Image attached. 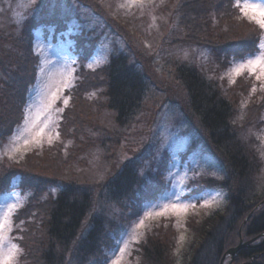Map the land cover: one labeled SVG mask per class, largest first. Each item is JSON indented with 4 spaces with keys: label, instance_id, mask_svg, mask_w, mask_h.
<instances>
[{
    "label": "rangeland",
    "instance_id": "374dc122",
    "mask_svg": "<svg viewBox=\"0 0 264 264\" xmlns=\"http://www.w3.org/2000/svg\"><path fill=\"white\" fill-rule=\"evenodd\" d=\"M40 3L46 4V12L49 13L45 15V20L49 21L42 24L41 20L36 22L39 25L34 27L28 39L25 26L32 20L31 14H39ZM172 3L171 0H144L143 3L139 0H0V38L3 34L8 36V33H13L8 36L9 41L5 45L0 39V54L7 53L13 58L14 54L19 55V51L24 52L26 43L31 54V62L24 65L31 80L20 102L18 122L6 129L0 123V169L3 162L11 167L10 162L25 161L30 154L56 146L61 140L60 122L71 103L69 90H74L81 78V73L78 75L82 52L79 42L87 49L82 57L85 68L99 70L105 66L112 52L124 50L152 80V88L142 110L131 126L114 130V138H108L106 132L95 136L92 139L95 142L109 141L108 149L93 150L87 154L88 164L77 167L80 178L76 181L91 176L93 181L96 180L92 185L97 194L103 192L107 195L105 179L120 168L125 159L133 158L141 163L145 154L141 174L146 180H150L151 164H159L162 160L166 162L160 171L159 184L163 186L160 189L157 186L154 199L145 200L138 219L119 222V237L114 248L108 250L109 256L104 258V264H143L142 256L135 254L136 244L143 242L148 234L155 235L169 225L172 228L169 227L168 232L174 230L175 234L172 232V237H162L170 241L174 263L188 264L191 245L197 241L196 226L201 219L219 213L228 204L227 191L220 185H201L202 180L218 181L222 168L216 156L218 152L200 127L199 120L191 121L181 113L183 106L186 109L190 107L189 96L174 74L177 62H194L211 72L213 78L219 79L223 92L236 108L235 126L258 151L261 163L259 190L260 194L264 192V79H256L259 69L256 73L247 69L239 74L236 72L241 63H246L248 58H254L253 54L261 51L259 41L264 36V29L251 21L259 32L255 36L256 43L253 42V52L232 57L220 74L215 71L219 64L214 52L219 46L212 44L222 43L220 37L196 25L190 12L195 3L181 8L182 11L180 5L177 9L169 8ZM245 3L264 7V0H235L236 7L246 18L248 16L242 10ZM33 9L36 11L33 12ZM195 12L200 14L198 9ZM249 15L260 18L258 12L251 10ZM61 18L65 19V24L61 23ZM51 21L60 22L56 25ZM231 34L233 32L227 33V36ZM17 36L25 43H18ZM241 78H246V85L239 83ZM52 93L59 99L52 102ZM65 99H68L67 105L64 104ZM110 119V114L104 116L109 128L114 129ZM38 130L41 143L25 144V140H32ZM106 155L108 159H105ZM156 170L157 166L153 172ZM41 172L46 178L55 177L48 171ZM21 173L12 170L10 176L4 177V185H0V223L5 217L9 221L3 231L7 246L0 256L6 255L13 244L22 249L19 229H23L25 224H19L20 220H16L15 215L26 208L35 193L21 188ZM65 179L74 178L68 176ZM206 201L211 206H206ZM101 204L102 211L106 208V201ZM172 204L179 205L183 210H172ZM161 212L164 214L157 215ZM141 221L143 226H139ZM166 232L164 230L162 235ZM20 256L18 254V264ZM97 259L99 261L100 258ZM0 264H3L2 259Z\"/></svg>",
    "mask_w": 264,
    "mask_h": 264
},
{
    "label": "trees",
    "instance_id": "16d2710c",
    "mask_svg": "<svg viewBox=\"0 0 264 264\" xmlns=\"http://www.w3.org/2000/svg\"><path fill=\"white\" fill-rule=\"evenodd\" d=\"M171 2L169 8L176 9L179 5L183 9L195 3L190 12L196 25L220 37L222 43H212L219 46L214 51L219 64L215 70L217 73L221 74L235 55L253 52V42L256 43L255 36L259 32L248 18L243 17L235 0ZM40 6L39 14H31L32 20L25 26L28 39L34 27L39 25L36 22L41 20L42 24L47 21L45 15L49 12H46V4L40 3ZM197 9L200 14L195 12ZM60 21L65 24V19L61 18ZM60 21L50 23L57 25ZM230 32L233 34L229 37L227 33ZM10 34L13 33L7 35ZM8 36L1 35L4 45L9 41ZM16 38L19 39L18 43H25L18 36ZM26 44L23 46L24 52L19 51V55L14 54L13 58L7 53L0 54L3 59L0 61V72L3 74L0 77V123L4 129L18 122L20 102L31 80L30 73L24 67L31 62ZM79 48L82 51L78 71L81 78L75 89L69 90L71 103L60 122L61 140L56 146L46 147L35 155L30 154L25 161L10 162L11 167L5 162L1 165L0 185H4V177L10 176L11 171L16 169L23 172L21 188L31 189L35 193L26 208L15 215L16 220H20L19 224H25L23 229H19L22 233L19 243L23 250L20 264H93L92 261L104 264V258L109 256L108 250L114 248L115 240L119 237V222L138 219L145 200L154 199L157 186L159 189L163 186L159 181L165 160L151 164L150 180H146L141 174L145 154L141 163L133 158L125 159L120 168L107 176V195H103V192L97 194L92 185L96 180L93 181L91 176L76 181L80 178L77 167L88 164L87 154L99 149L106 151L110 145L109 141L95 142L92 139L102 132L108 133V138H114V130L131 126L152 88L151 78L124 50L112 52L105 66L95 71L83 66L82 57L87 49L81 42ZM174 74L189 96L190 108L183 106L181 113L191 121L199 120L221 163L219 180H202L201 185H220L228 194L226 207L219 213L204 217L196 226L194 232L197 241L191 245L188 264H221L224 253L239 243L240 228L245 240L264 233V192L260 194L259 190L261 163L252 142L247 141L240 128L235 126L236 108L223 92L224 87L219 79L213 78L212 73L204 70V67L185 60L177 62ZM245 81L246 78H241L239 83L246 85ZM109 114L114 129L109 128L104 120V116ZM105 159H108V155ZM155 166L156 174L153 172ZM41 170L55 177L46 178ZM63 174L66 176L63 177ZM68 176L74 179H65ZM54 188L55 191L52 190ZM102 201H106V208L101 211ZM169 227L172 228L169 225L155 235L148 234L143 242L136 244L135 254L142 256L143 264H175L170 241L162 237L173 236L174 230L168 232ZM164 230L167 232L162 235ZM262 240L255 243L257 247L244 248L232 262L227 259L224 264H264V245H260Z\"/></svg>",
    "mask_w": 264,
    "mask_h": 264
},
{
    "label": "snow or ice",
    "instance_id": "6c2138e0",
    "mask_svg": "<svg viewBox=\"0 0 264 264\" xmlns=\"http://www.w3.org/2000/svg\"><path fill=\"white\" fill-rule=\"evenodd\" d=\"M139 2L143 3L144 0H139ZM242 10L244 12V15L248 16V19L250 21L254 20L261 29H264V7H260L255 4L249 5L245 3L243 5ZM249 10H251L252 12H258L260 18H257L254 15H249ZM259 49H261V51H259V54H253L254 58H248L246 63H241L239 67L236 68L237 74L241 73L244 69H247L250 73H256L257 69H259V74L256 76V79L257 80L264 79V36L260 37ZM88 67L91 68L92 65L89 64ZM69 79H71L70 73H69ZM253 91H255V88H253ZM56 99H59V97L55 93H52V102H54ZM64 104L65 105L68 104V99L64 100ZM32 142H35L38 145L41 143L39 139V130L37 134L33 136L32 140H25V144L32 143ZM49 143H51V140H49ZM205 203H206V206H211L209 202L206 201ZM171 209L175 211L183 210L177 204H172ZM9 211H11V207L9 208ZM163 214H164L163 212L157 213V215H163ZM8 223L9 221L7 217H5L4 222L0 223V253H2L5 247L7 246L5 242V237L3 236V231L5 229V225ZM139 226H143V221H141ZM22 251L23 250L20 249L18 245L13 244L8 249L7 254L0 256V259L3 260V264H18V254H22Z\"/></svg>",
    "mask_w": 264,
    "mask_h": 264
},
{
    "label": "water",
    "instance_id": "95a60500",
    "mask_svg": "<svg viewBox=\"0 0 264 264\" xmlns=\"http://www.w3.org/2000/svg\"><path fill=\"white\" fill-rule=\"evenodd\" d=\"M253 214V213H252ZM249 215V217H247V219L245 221H243V224H245V222L252 216ZM242 232V228L240 229V241L239 243L236 245V246H233L232 248L228 249L223 257H222V260H221V264H224L225 261L227 259H230V262H232L235 258V256H237V254L244 250V248H254V247H257L256 246V242L259 241L260 239H263L262 242L260 243V245H264V233L263 234H260L252 239H249V240H245L243 234H241Z\"/></svg>",
    "mask_w": 264,
    "mask_h": 264
}]
</instances>
